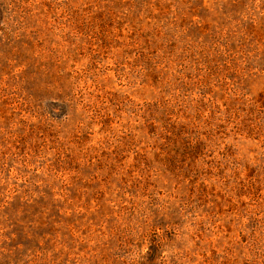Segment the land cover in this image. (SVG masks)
<instances>
[{"label": "rangeland", "instance_id": "1", "mask_svg": "<svg viewBox=\"0 0 264 264\" xmlns=\"http://www.w3.org/2000/svg\"><path fill=\"white\" fill-rule=\"evenodd\" d=\"M0 264H264V0H0Z\"/></svg>", "mask_w": 264, "mask_h": 264}, {"label": "trees", "instance_id": "2", "mask_svg": "<svg viewBox=\"0 0 264 264\" xmlns=\"http://www.w3.org/2000/svg\"><path fill=\"white\" fill-rule=\"evenodd\" d=\"M174 134L176 135L175 137H178V138L184 137L183 132H181V130H177L176 132H174Z\"/></svg>", "mask_w": 264, "mask_h": 264}]
</instances>
